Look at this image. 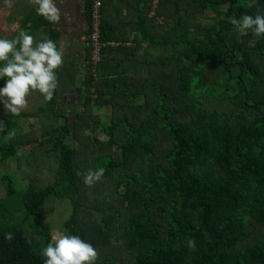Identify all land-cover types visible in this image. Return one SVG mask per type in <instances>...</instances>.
Instances as JSON below:
<instances>
[{"label": "trees", "instance_id": "1", "mask_svg": "<svg viewBox=\"0 0 264 264\" xmlns=\"http://www.w3.org/2000/svg\"><path fill=\"white\" fill-rule=\"evenodd\" d=\"M244 13L264 14V0L104 1L101 57L94 65L87 48L83 87L67 107L74 122L53 111L64 61L46 107L0 118L5 133L16 132L11 140L1 132L0 166L27 148L30 180L20 189L0 177V264H43L50 198L71 201L61 230L90 242L95 264L125 263V254L131 264H264V36L242 35L227 19ZM25 25L34 37L48 28L41 39L59 47L53 23L38 16ZM104 107L108 124L93 118ZM40 114V135L24 137L18 121ZM99 167L103 177L85 185ZM90 188H109L116 202L88 210Z\"/></svg>", "mask_w": 264, "mask_h": 264}, {"label": "clouds", "instance_id": "2", "mask_svg": "<svg viewBox=\"0 0 264 264\" xmlns=\"http://www.w3.org/2000/svg\"><path fill=\"white\" fill-rule=\"evenodd\" d=\"M35 13L51 23L59 22L62 9L57 5L61 0H32ZM231 25L242 35L250 30L254 36H264V14L255 16L244 13L240 18L235 15L227 18ZM63 64V51L55 40L44 37L36 41L34 35L21 29L10 38L0 35V105L5 112L18 116L33 92L41 94L45 101L53 98L58 87L56 70ZM0 120V132L5 139L15 137V130L8 129ZM103 167L89 169L83 176L85 185L91 186L104 175ZM11 239L12 234L7 233ZM190 248L195 247L193 239L188 240ZM97 251L94 246L76 234L55 230L46 246L42 248L43 264H95Z\"/></svg>", "mask_w": 264, "mask_h": 264}, {"label": "rangeland", "instance_id": "3", "mask_svg": "<svg viewBox=\"0 0 264 264\" xmlns=\"http://www.w3.org/2000/svg\"><path fill=\"white\" fill-rule=\"evenodd\" d=\"M222 9L225 10L227 9V7L225 6ZM210 16L214 17L215 15L212 14ZM197 17L204 18L203 15H199ZM7 37L10 38L11 36H7ZM36 37L37 36L35 35V38ZM36 41H38V38H36ZM85 49L87 51L86 45H85ZM81 63H82L81 68H79L78 66H75L74 64H73V67L70 66L71 72H73V74L74 73L77 74V77L74 78L75 80L74 83H71V84L66 83L64 82L63 77H62L61 83L63 84H61V87L59 90L60 103L57 109L53 110L55 113L63 111L65 116L71 123L74 122L75 117H74L72 110L68 109L67 107L69 106V104H74L73 97L76 93V88L83 87L82 80L86 73L85 66L87 65L88 62L84 58V60ZM74 67H76V69ZM27 100H28L27 105L23 109H21L20 113H29V114L36 113L39 109L46 107L47 102H48V101H45L43 96L39 94L38 92H33L29 97H27ZM206 106L210 110H225L226 109L225 107H223L222 105H218L217 103L207 102ZM54 112H51V115L52 114L55 115ZM8 115L9 114H7L5 110L3 109V106L0 105V118L7 117ZM111 117H112V112H111V108L109 107H104L101 109L96 108L93 112L94 121L101 122L102 124L110 123ZM42 119L47 120V117L44 116L43 114H40L33 118L20 119L18 121L19 122L18 124H20V127L23 132V136L33 138V136L40 135ZM52 122L55 124V126H59L60 124L64 122V119L61 118V119L55 120L54 118H52ZM33 134H36V135H33ZM97 135L100 140H107L108 138L102 132V129L100 128L98 130ZM1 136L2 134L0 132V137ZM26 149L27 148H23V147L20 148V150L18 151V158L16 162L9 161V162H6L3 166H0V177H2L5 174L11 175L17 187L20 189L24 188L30 182V180L27 177H25L23 173V171L26 170V168H25L24 159L22 158V156L24 155ZM92 189L93 188L89 189V192L87 193V196L85 197V200H86L85 206L88 210L89 209L94 210L97 205H99L100 208L102 205H105L102 207H108L114 202H116L115 201L116 197L113 196L112 191L108 190L109 188H101L100 195L95 194V192ZM4 192H5L4 185L0 181V196L4 195ZM71 214H72V204L69 199L58 200L55 198H50L48 201V204L45 207L46 221L50 225L52 233L55 230H58V229L61 230V228L63 227V224L70 218ZM124 257L126 258L127 261L125 263H120V264H131V259H129V255L125 254Z\"/></svg>", "mask_w": 264, "mask_h": 264}, {"label": "crops", "instance_id": "4", "mask_svg": "<svg viewBox=\"0 0 264 264\" xmlns=\"http://www.w3.org/2000/svg\"><path fill=\"white\" fill-rule=\"evenodd\" d=\"M62 9L59 22L53 23L52 29L60 33L59 48L63 51V80L74 83L71 76L73 64L81 68L82 61L87 57L85 49L88 22L85 13V0H61L57 5ZM29 7V8H28ZM32 0H0V35L14 36L21 29L30 27L25 25L28 19L38 18ZM48 28H42L36 34L38 41L46 34ZM76 69V67H74Z\"/></svg>", "mask_w": 264, "mask_h": 264}, {"label": "built area", "instance_id": "5", "mask_svg": "<svg viewBox=\"0 0 264 264\" xmlns=\"http://www.w3.org/2000/svg\"><path fill=\"white\" fill-rule=\"evenodd\" d=\"M105 0H93L91 7L90 33L87 36L86 48L91 50L92 63L95 65L101 57L102 44L100 40V28L102 22L101 11Z\"/></svg>", "mask_w": 264, "mask_h": 264}]
</instances>
